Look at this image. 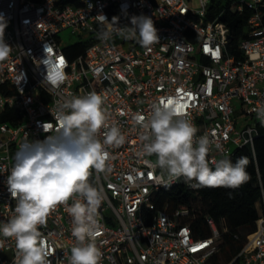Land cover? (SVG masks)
I'll return each mask as SVG.
<instances>
[{
	"label": "built area",
	"instance_id": "2783aa9c",
	"mask_svg": "<svg viewBox=\"0 0 264 264\" xmlns=\"http://www.w3.org/2000/svg\"><path fill=\"white\" fill-rule=\"evenodd\" d=\"M89 2L90 11L84 0H0V15L7 23L4 41L11 47L7 59L0 61V223L15 214L16 200L7 191L6 179L20 145L54 135L60 105L94 91L104 98L109 123L117 124L126 137L122 146L107 148L108 170L93 169L89 177L104 197L95 241L102 252L100 264H207L219 252L220 234L212 219H206L210 235L195 238L179 221L186 210L144 215L145 209H152L154 193L166 187L156 181L160 169L145 163L156 157L138 155L143 130L135 117H147L162 97H178L198 129L196 138L210 140V167L244 146L255 159L254 140L264 136L254 111L264 106V0H231L238 12L250 11L246 38L237 46L239 57L227 49L228 28L217 18L205 21L210 0H196L197 7L194 0ZM101 13L109 21L118 17L121 27L131 26L133 15H146L159 41L150 48L119 36L102 41L98 33L103 25L97 18ZM64 30L88 42L83 55L67 58L63 48L69 45H60ZM47 73L62 77L63 83L58 88L47 84ZM45 122L53 125L47 133ZM256 205L253 232L224 264H264V188ZM71 228L72 218L63 205L40 227L53 251L52 264H69L76 244ZM15 250L14 238L0 235V264H13Z\"/></svg>",
	"mask_w": 264,
	"mask_h": 264
},
{
	"label": "clouds",
	"instance_id": "9594fccd",
	"mask_svg": "<svg viewBox=\"0 0 264 264\" xmlns=\"http://www.w3.org/2000/svg\"><path fill=\"white\" fill-rule=\"evenodd\" d=\"M84 2L90 11L93 5L89 0ZM97 18L103 25L98 33L102 41L119 36L136 40L144 48L159 41L153 20L146 15L131 16V26L123 27L118 25V17L109 21L101 13ZM6 26L0 15V61L7 59L11 52L4 41ZM50 47L44 49L46 58ZM45 82L58 88L63 79L47 73ZM104 103V98L94 91L72 96L57 111L54 135L20 145L6 179L7 191L16 200L15 214L0 223V235L15 240L13 264H52L49 257L53 251L39 229L46 225L48 216L58 205L65 206L72 218L71 235L76 244L71 248L69 264H100L102 252L95 241L101 231L98 209L104 197L89 182V177L93 169L106 172L110 158L107 148L120 147L126 140L120 127L109 123ZM254 111L264 125V106ZM135 123L143 130L138 155L156 157L155 161L145 159V163L153 170L160 169L156 181L166 188L180 177L192 188L234 189L247 181L246 157H239L235 164L221 159L213 161L214 169L209 166L210 140L207 136L196 138L198 129L187 118L180 98H160L151 105L147 117L136 115ZM42 127L47 133L53 125L45 122ZM101 129L104 130L102 140Z\"/></svg>",
	"mask_w": 264,
	"mask_h": 264
},
{
	"label": "trees",
	"instance_id": "16d2710c",
	"mask_svg": "<svg viewBox=\"0 0 264 264\" xmlns=\"http://www.w3.org/2000/svg\"><path fill=\"white\" fill-rule=\"evenodd\" d=\"M249 15L250 11L247 9L238 12L231 0H210L205 21L217 18L228 28L227 49L229 54L239 57L237 46L246 38V22ZM87 45L86 41H76L63 48V51L69 60H73L84 54ZM2 121L15 124L6 118H2ZM253 146L255 159L247 146L234 150L233 154L226 158L233 164L239 157H246L248 160L245 169L248 179L239 187H201L193 190L181 180L170 188L156 191L151 198L152 209H145L144 215L150 216L161 209L170 213L186 210L187 215L179 221L182 225L190 227L195 238L210 235L206 219H212L220 234L219 252L207 264L227 263L238 253L246 235L252 233L255 228L256 204L261 196V188H264V136L256 137Z\"/></svg>",
	"mask_w": 264,
	"mask_h": 264
},
{
	"label": "rangeland",
	"instance_id": "374dc122",
	"mask_svg": "<svg viewBox=\"0 0 264 264\" xmlns=\"http://www.w3.org/2000/svg\"><path fill=\"white\" fill-rule=\"evenodd\" d=\"M193 5L197 7L196 0H194ZM60 45L61 46H68L73 44L74 42L78 41L76 37L70 36L69 30H64L60 33ZM117 42V39H116Z\"/></svg>",
	"mask_w": 264,
	"mask_h": 264
}]
</instances>
